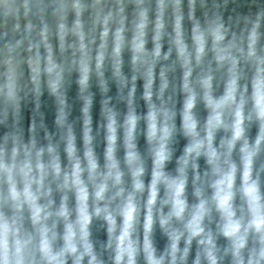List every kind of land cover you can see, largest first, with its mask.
I'll return each instance as SVG.
<instances>
[{
  "label": "clouds",
  "instance_id": "obj_1",
  "mask_svg": "<svg viewBox=\"0 0 264 264\" xmlns=\"http://www.w3.org/2000/svg\"><path fill=\"white\" fill-rule=\"evenodd\" d=\"M0 264H264V0H0Z\"/></svg>",
  "mask_w": 264,
  "mask_h": 264
}]
</instances>
